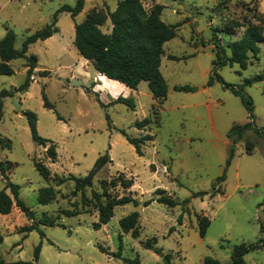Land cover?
<instances>
[{
  "label": "rangeland",
  "instance_id": "rangeland-1",
  "mask_svg": "<svg viewBox=\"0 0 264 264\" xmlns=\"http://www.w3.org/2000/svg\"><path fill=\"white\" fill-rule=\"evenodd\" d=\"M77 2L0 0V40L7 29L13 30L16 48L21 49L28 36L53 23L61 8L75 7ZM142 2L147 10L163 5L162 20L179 25L176 38L165 45L162 56L161 71L169 90L163 104L154 100L148 82L137 90L113 80L109 85L115 89L106 86L74 44L76 24L83 23L93 10L110 14L118 0H86L75 18L59 13V32L30 46L28 56L38 58V67L28 90L16 92L26 82L27 60L13 61L15 73L0 76V93L13 92L3 99L0 119V134L11 141V148L0 146V160L10 166L8 176L20 186V197L35 220L58 218V226H39L43 237L39 230L24 232L33 222L20 208L0 214V235L4 237L0 257L7 262L33 261L36 247L42 243L38 264H128L126 260L135 259L142 264H166L164 256L169 254L172 264H203L206 257L228 264L236 246L256 243L261 237L264 241V137L252 130L235 143L228 136L233 127L251 121L264 129V81L246 86L248 79L264 73V42L259 60L253 59L247 69L238 64H215L218 54L223 60L231 57L229 45L243 37L250 22L264 21V0ZM233 23L245 27L227 33ZM111 27L109 21L102 30L108 32ZM46 71L50 74L43 76ZM74 80L80 84L74 86ZM226 85L253 100V120L242 96ZM187 86L193 91L176 89ZM44 96L54 109L45 106ZM119 97L133 99L136 109L115 103ZM28 111L37 115L39 135L55 143V163L48 158L47 148L33 140ZM146 118L151 124L139 129L137 123ZM124 133L133 139L150 135L153 140L141 145L143 155H139ZM248 142L254 143L252 154L247 152ZM106 153L112 162L96 175L94 186L84 196H74L72 181L59 185L71 175L86 177ZM35 161L50 169L51 181L40 175ZM224 174L226 179L220 182ZM114 179L119 183L133 180L134 186L112 188L109 183ZM5 186L0 173V193ZM49 186L58 192L57 199L42 205L39 192ZM158 189L177 206L159 203ZM95 193L103 202L106 195H131L140 206L117 207L111 221L96 230ZM150 200L154 202L145 207ZM66 210L80 215H63ZM134 212L140 214L139 238L125 233L120 225ZM205 216L211 226L202 238L199 224ZM149 239H157L155 247L162 255L145 248ZM119 253L120 257H114ZM245 262L264 264V242L245 256Z\"/></svg>",
  "mask_w": 264,
  "mask_h": 264
},
{
  "label": "trees",
  "instance_id": "trees-1",
  "mask_svg": "<svg viewBox=\"0 0 264 264\" xmlns=\"http://www.w3.org/2000/svg\"><path fill=\"white\" fill-rule=\"evenodd\" d=\"M177 1V0H174ZM86 0H78L75 7L64 6L56 14L52 24L47 25L44 29L35 32L28 36L23 42L22 48H16L17 36L13 30L7 29L6 36L0 40V76H11L15 73L11 63L15 60L25 59L27 60V78L24 85L16 90V92H24L28 90L33 82V76L35 70L38 67V58L36 56H28L30 46L38 41H45L59 32L57 27L59 13L67 12L72 15L73 18L77 17L84 9ZM164 6L156 4L151 10H147L142 0H118V5L115 11L110 14L93 10L91 11L85 21L75 26V41L74 44L78 49L79 54L89 62L93 64L98 73L107 77L109 80L117 81L127 87L137 90L142 82H148L149 88L153 95L154 100L163 104L168 98V84L164 78L162 67V56L164 55L165 45L172 41L177 36L179 25H168L162 20V13ZM111 22V30L104 32L102 28ZM245 25H238L233 23L231 28H227L226 32L230 33L236 28H243ZM217 38V35H215ZM264 42V21L258 20V24L249 23L245 30L243 37L236 42L229 45L232 55L230 58L221 59L218 54V61L215 64L226 65L227 63L238 64L242 69H247L251 65L253 59L259 60L261 53L260 45ZM216 47L219 49V45L215 42ZM223 60V63H222ZM43 76H48L50 72H42ZM221 80V79H220ZM264 81V73L259 74L246 81V86H251L258 82ZM211 81L210 83H212ZM235 94L241 95L246 108L249 111L250 119H254V103L253 100L243 94V92L234 89L230 85H226ZM178 91L191 92V87H177ZM13 96V92L4 90L0 93V119L3 116L4 98ZM45 98V106L49 109H54V105ZM115 103H123L128 105L132 110L136 109V104L133 99L119 97L114 101ZM26 116L29 119L30 129L32 132L33 140L39 146L47 148V156L52 163H55L58 158L57 148L53 141L41 137L37 130L38 118L34 112L28 111ZM61 119V117L59 116ZM151 124V120L146 118L137 123L139 129H145ZM255 130L256 133L264 137V129L257 128L254 121H251L245 125H238L233 127L228 136L234 138V142L237 143L242 140L243 136L249 132ZM128 141L136 147L137 153L143 155L141 151V145L149 140H153V136H146L141 138H130L125 133ZM0 146H6L11 148V141L3 138L0 134ZM254 151V143H247V152L252 154ZM234 153L232 151L230 159L227 163L229 166ZM112 162L109 153L101 156L94 168L86 177H75L71 175L68 179H62L59 185L65 184V180H69L75 183V189L73 191L74 196L81 193L83 196L86 194L88 188L94 186V179L96 175L104 169L108 164ZM37 171L45 179L51 181L52 172L42 162L35 161ZM10 166H7L0 160V173L6 181L5 190L0 193V214L9 215L12 213L13 208L16 206L20 208L33 222L30 227L24 229V232H31L33 230H39V226L55 227L58 226L57 219L52 220L50 217H44L39 221L35 220L34 213L24 203L20 197V186L13 183L8 172ZM226 179V174L220 178V182ZM105 185L107 183L105 182ZM109 185L112 188L122 187L124 190H129L134 186L133 180L123 179L120 183L117 180H112ZM10 191V194L8 193ZM157 201L161 204L169 205L170 207L177 206L176 201L171 197L164 195L165 191L158 189ZM58 192L53 186L45 187L40 190L38 201L42 205H49L57 199ZM97 200V211L99 213V222L94 225L96 230L107 225L114 217L115 209L119 206H125L127 204H134L136 207L140 206V202L131 195H124L122 197H112L106 195L107 201L103 202L101 196L98 193L94 194ZM154 200H150L144 203L145 207L150 206ZM63 215L66 216H78L80 213L73 211H63ZM60 218V216H58ZM139 223L140 214L134 212L127 217L123 218L120 222L121 228L125 233H131L134 238H139ZM64 227V225H62ZM211 226V221L208 217H203L199 224V233L202 238L206 237L207 231ZM41 232V231H40ZM44 237L45 234L41 232ZM4 237L0 235V245L3 243ZM263 238L261 237L258 242L253 244H242L236 246L232 251V260L228 264H247L245 262V256L250 252L260 249L263 245ZM157 239H149L144 244L146 249L153 250L159 255H162V250L155 247ZM42 249V243L36 247L35 257L33 261H14L7 262L0 257V264H38L40 259V253ZM106 252V249L101 248ZM121 253L115 254L114 257H120ZM166 264H172V255L164 256ZM128 264H142L139 259L126 260ZM203 264H226L220 262L212 257H206L203 260Z\"/></svg>",
  "mask_w": 264,
  "mask_h": 264
},
{
  "label": "bare ground",
  "instance_id": "bare-ground-1",
  "mask_svg": "<svg viewBox=\"0 0 264 264\" xmlns=\"http://www.w3.org/2000/svg\"><path fill=\"white\" fill-rule=\"evenodd\" d=\"M100 81H102L106 86H108V87H112L111 85H109V84H111L110 82H111V80H109V79H107V78H105L104 76H102V75H100L99 74V78H98ZM113 82V81H112ZM115 87V86H114ZM114 87H112L113 89H115ZM117 88V87H116ZM117 90V89H116ZM113 92V91H112Z\"/></svg>",
  "mask_w": 264,
  "mask_h": 264
},
{
  "label": "water",
  "instance_id": "water-1",
  "mask_svg": "<svg viewBox=\"0 0 264 264\" xmlns=\"http://www.w3.org/2000/svg\"><path fill=\"white\" fill-rule=\"evenodd\" d=\"M80 83L77 80H74V86L79 85Z\"/></svg>",
  "mask_w": 264,
  "mask_h": 264
},
{
  "label": "crops",
  "instance_id": "crops-1",
  "mask_svg": "<svg viewBox=\"0 0 264 264\" xmlns=\"http://www.w3.org/2000/svg\"><path fill=\"white\" fill-rule=\"evenodd\" d=\"M105 77V76H104ZM105 78H107V77H105ZM108 79V78H107Z\"/></svg>",
  "mask_w": 264,
  "mask_h": 264
}]
</instances>
